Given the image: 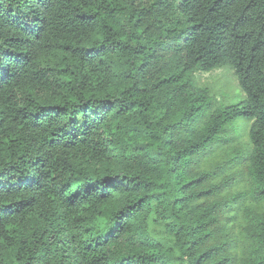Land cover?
Segmentation results:
<instances>
[{
  "label": "trees",
  "instance_id": "1",
  "mask_svg": "<svg viewBox=\"0 0 264 264\" xmlns=\"http://www.w3.org/2000/svg\"><path fill=\"white\" fill-rule=\"evenodd\" d=\"M0 264H264V0H0Z\"/></svg>",
  "mask_w": 264,
  "mask_h": 264
},
{
  "label": "rangeland",
  "instance_id": "2",
  "mask_svg": "<svg viewBox=\"0 0 264 264\" xmlns=\"http://www.w3.org/2000/svg\"><path fill=\"white\" fill-rule=\"evenodd\" d=\"M197 78L202 85L209 82L217 86L218 91L222 93V95L218 96V100L224 102L220 104L222 106L237 105L245 99V94L241 91L232 69L228 66L218 68L207 74H199ZM211 88L213 89V87ZM216 92L217 91L213 89V98L216 97ZM252 122L253 121L240 117L236 119L230 127L232 130H235V132L237 131V134H240L243 143L248 141L247 134L251 128Z\"/></svg>",
  "mask_w": 264,
  "mask_h": 264
}]
</instances>
